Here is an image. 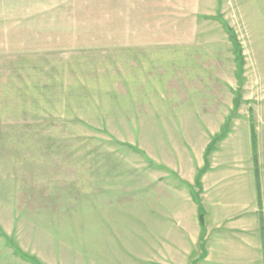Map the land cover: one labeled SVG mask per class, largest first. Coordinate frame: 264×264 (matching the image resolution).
<instances>
[{
	"label": "rangeland",
	"instance_id": "obj_1",
	"mask_svg": "<svg viewBox=\"0 0 264 264\" xmlns=\"http://www.w3.org/2000/svg\"><path fill=\"white\" fill-rule=\"evenodd\" d=\"M11 1L0 264H264V0Z\"/></svg>",
	"mask_w": 264,
	"mask_h": 264
},
{
	"label": "crops",
	"instance_id": "obj_2",
	"mask_svg": "<svg viewBox=\"0 0 264 264\" xmlns=\"http://www.w3.org/2000/svg\"><path fill=\"white\" fill-rule=\"evenodd\" d=\"M110 1H111L110 2L111 5H114V1H115L118 6L126 7V9H124V11H123L126 13H127V11H130V12L132 11L134 13L135 10H131V7L135 8V9L140 8V12H144V11H146V9L149 8L150 4H154V5L157 4L158 5V3H159V2L157 3V0H110ZM155 1H156V3H155ZM8 5L10 6V19L9 20L7 17ZM127 18L130 19L129 17H127ZM18 20H19V17H18ZM7 21H13L14 26L16 27L17 3L14 1H11V0H0V37L2 36V31H4L7 27V25H6ZM145 34L146 33H144V35H139L140 39L145 38L146 36L151 37V38L154 37V39L157 37L163 36L160 33H158V35H145ZM3 37L5 38L6 36H3ZM260 249L263 252L264 249H263L262 239L260 242ZM253 251H254V249H251V248L246 249V254L244 256L246 259V264H249L250 258H252V256H253V254H252ZM225 252L226 251H224L223 257H222L224 259L227 257V256H225L226 255ZM217 257L220 258V256H217ZM262 257L264 259V254ZM219 258H218V260H219Z\"/></svg>",
	"mask_w": 264,
	"mask_h": 264
},
{
	"label": "trees",
	"instance_id": "obj_3",
	"mask_svg": "<svg viewBox=\"0 0 264 264\" xmlns=\"http://www.w3.org/2000/svg\"><path fill=\"white\" fill-rule=\"evenodd\" d=\"M252 130V146H253V149H255V133ZM253 160H254V165H256V155H255V150H253ZM256 172V189H257V197H258V201H260V191H259V182H258V172H257V169L255 170ZM203 211L200 209L199 211V214H198V222H199V225L203 228L204 227V219H203ZM259 226H260V233H261V236H262V242H263V249H264V225H263V220H262V215L260 213V217H259Z\"/></svg>",
	"mask_w": 264,
	"mask_h": 264
}]
</instances>
